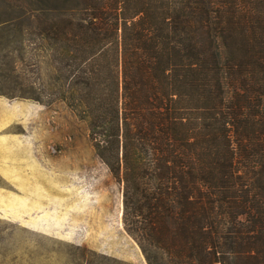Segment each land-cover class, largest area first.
Listing matches in <instances>:
<instances>
[{
    "label": "trees",
    "instance_id": "trees-1",
    "mask_svg": "<svg viewBox=\"0 0 264 264\" xmlns=\"http://www.w3.org/2000/svg\"><path fill=\"white\" fill-rule=\"evenodd\" d=\"M27 6L147 264H264V0Z\"/></svg>",
    "mask_w": 264,
    "mask_h": 264
},
{
    "label": "rangeland",
    "instance_id": "rangeland-1",
    "mask_svg": "<svg viewBox=\"0 0 264 264\" xmlns=\"http://www.w3.org/2000/svg\"><path fill=\"white\" fill-rule=\"evenodd\" d=\"M33 14L0 0V264H147Z\"/></svg>",
    "mask_w": 264,
    "mask_h": 264
}]
</instances>
